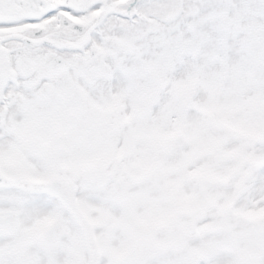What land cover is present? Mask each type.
<instances>
[{"label":"snow or ice","instance_id":"obj_1","mask_svg":"<svg viewBox=\"0 0 264 264\" xmlns=\"http://www.w3.org/2000/svg\"><path fill=\"white\" fill-rule=\"evenodd\" d=\"M0 264H264V0H0Z\"/></svg>","mask_w":264,"mask_h":264}]
</instances>
